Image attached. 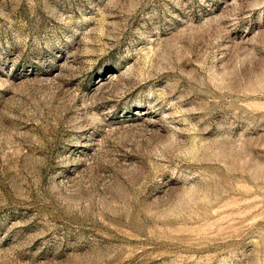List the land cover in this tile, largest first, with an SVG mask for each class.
<instances>
[{"label": "rangeland", "instance_id": "374dc122", "mask_svg": "<svg viewBox=\"0 0 264 264\" xmlns=\"http://www.w3.org/2000/svg\"><path fill=\"white\" fill-rule=\"evenodd\" d=\"M0 264H264V0H0Z\"/></svg>", "mask_w": 264, "mask_h": 264}]
</instances>
